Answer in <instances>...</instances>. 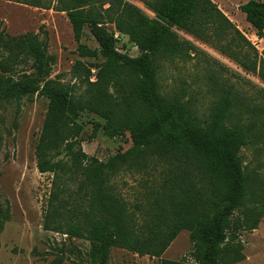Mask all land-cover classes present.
Segmentation results:
<instances>
[{
  "label": "trees",
  "instance_id": "16d2710c",
  "mask_svg": "<svg viewBox=\"0 0 264 264\" xmlns=\"http://www.w3.org/2000/svg\"><path fill=\"white\" fill-rule=\"evenodd\" d=\"M7 1L66 14L79 55L105 60L93 67L96 81L90 67L75 65L85 86L77 96L75 86L49 80L53 58L39 35L10 37L0 29V103L34 96L49 101L36 143L38 171L53 176L44 229L67 236L70 243L88 242L90 264H109L116 248L161 258L182 231L194 242V264H225L226 256L232 264L244 261V243L236 229L230 231V219L245 209L243 224L253 231L264 215V181L247 174L240 158L257 124L228 125L236 103L233 88L200 121L188 103L160 93L157 62L198 52L179 39L175 31H181L212 45L247 73L264 77V62L253 44L212 0H143L155 19L126 0ZM240 10L264 38V2L252 0ZM86 28L98 49L82 44ZM116 34L128 37L139 55L120 51ZM257 109L264 111V105ZM86 111L106 121L107 136L129 134L132 147L106 162L89 156L79 141L84 129L78 120ZM154 164L164 168L158 203L148 211L137 205L133 210L117 193L114 178ZM0 216L8 221L1 206ZM142 216L149 221L139 224ZM4 223L0 220V230ZM53 250L60 258L55 264L63 262L66 249Z\"/></svg>",
  "mask_w": 264,
  "mask_h": 264
},
{
  "label": "rangeland",
  "instance_id": "374dc122",
  "mask_svg": "<svg viewBox=\"0 0 264 264\" xmlns=\"http://www.w3.org/2000/svg\"><path fill=\"white\" fill-rule=\"evenodd\" d=\"M144 14L155 19L143 0H126ZM237 29L253 44L259 53V62H264V38L259 39L255 29L240 10L252 0H212ZM264 2V0H256ZM115 31L113 26H109ZM0 29L10 37L28 33L39 35L48 45V54L53 58L50 81L65 86H75L76 95L85 92L81 78L76 77L74 67L78 62L92 69V81H96L97 63L105 60L82 58L78 52L70 21L64 13H54L7 0H0ZM181 41L193 45L198 52L186 59L158 60L160 93L167 99H179L188 103L198 119L204 122L214 104L226 90L233 88L236 103L228 121L229 126L239 125L248 129L253 123L257 127L250 131L248 145L240 152L245 172L264 181V77L249 74L236 62L218 49L186 32L175 31ZM82 44L91 50L99 48L89 28L85 29ZM117 48L131 57L139 51L120 36ZM49 101L34 96L21 102L0 103V206L8 221L0 230V264H55L59 253L53 247L65 250L63 262L58 264H90V244L44 229V212L52 190L53 176L41 174L37 168L36 143L41 135L48 112ZM83 126L79 138L83 150L100 161H108L118 153L127 152L133 145L130 135L111 138L103 130L106 121L88 111L78 120ZM163 170L152 165L145 171H127L114 178L117 193L128 206H141L148 211L156 203L164 182ZM162 171V173H161ZM253 208V207H251ZM245 209L230 219V231L237 230L244 243L245 260L236 264H264V215L258 228L248 231L244 226ZM149 219L138 218L139 224ZM67 245V246H65ZM194 242L188 231H182L161 258L140 256L126 250L113 249L109 264H162V261L186 260L190 264ZM229 256L224 259L229 262ZM235 264V263H234Z\"/></svg>",
  "mask_w": 264,
  "mask_h": 264
},
{
  "label": "built area",
  "instance_id": "2783aa9c",
  "mask_svg": "<svg viewBox=\"0 0 264 264\" xmlns=\"http://www.w3.org/2000/svg\"><path fill=\"white\" fill-rule=\"evenodd\" d=\"M116 38H117V39H120V35H119V34H116Z\"/></svg>",
  "mask_w": 264,
  "mask_h": 264
},
{
  "label": "crops",
  "instance_id": "0c3cea01",
  "mask_svg": "<svg viewBox=\"0 0 264 264\" xmlns=\"http://www.w3.org/2000/svg\"><path fill=\"white\" fill-rule=\"evenodd\" d=\"M55 13V12H54Z\"/></svg>",
  "mask_w": 264,
  "mask_h": 264
}]
</instances>
